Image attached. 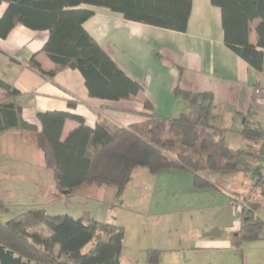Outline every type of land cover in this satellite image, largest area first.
<instances>
[{"label": "crops", "instance_id": "crops-1", "mask_svg": "<svg viewBox=\"0 0 264 264\" xmlns=\"http://www.w3.org/2000/svg\"><path fill=\"white\" fill-rule=\"evenodd\" d=\"M80 8L94 13L84 24L86 32L143 89L128 100L107 101L90 96L78 70L66 69L53 77L41 74L30 67V62L35 58L45 73L54 70V63L44 51L49 33L18 25L7 38H0V78L20 93L17 102L24 121L40 131L38 115L66 112L83 118L85 125L92 129L101 120L122 128L133 125L147 128L152 115L168 120L189 115L188 105L191 104L176 94V89L211 92L214 102L209 123L217 134L226 132L232 139L238 138L242 145L243 140L248 143L246 149L238 150L258 157L264 155V100L257 101L254 97L255 87L264 86V62L262 70L257 72L225 44L222 12L211 0H192L188 28L184 33L127 21L121 14L104 7L82 5ZM6 9L7 4H0V18ZM259 24L260 20L252 24L250 43L253 46L258 43ZM4 98L5 91L0 88V100ZM146 102L151 104L152 110L145 108ZM247 120L259 123L262 129L263 139L253 148L248 147L252 143L242 135ZM79 125L75 120H68L62 140ZM230 148L234 150L233 146ZM239 159L240 163L251 167L260 161L253 156ZM17 166L24 167L29 175L0 176V185L20 179L41 189L49 182L48 176H52L31 135L8 132L0 137V170L13 168L16 171ZM194 176L187 169L154 175L147 169L137 168L119 201L116 190L98 186H86L57 198L78 195L81 199L94 198L107 205L110 200L106 201L105 197L114 196L115 203L110 205V211L116 215L111 218L126 232L122 257L126 250L128 228L124 223L127 219L132 220V227L135 226L131 234L132 243L136 245L134 249L144 256L146 263V251L150 249L164 252L161 264H173L187 251L238 253L233 243L237 240L240 222L236 223L231 213L230 201L243 205L244 202L234 195L237 192L207 177L210 186L195 188ZM87 206L81 215L86 212L92 219L107 223L104 218L92 214ZM155 221H158L155 224L158 236L152 239L146 236V228ZM126 259L130 261L131 258Z\"/></svg>", "mask_w": 264, "mask_h": 264}, {"label": "trees", "instance_id": "trees-1", "mask_svg": "<svg viewBox=\"0 0 264 264\" xmlns=\"http://www.w3.org/2000/svg\"><path fill=\"white\" fill-rule=\"evenodd\" d=\"M211 2L222 12L225 44L253 70L260 72L264 62V0ZM2 3L7 4V9L0 18L1 39L7 38L18 25L49 33L44 51L55 68L45 73L33 58L32 69L48 77L66 69L78 70L90 96L107 101L128 100L143 88L86 32L84 24L94 13L80 7H104L121 14L127 21L183 33L187 31L192 11V0H0ZM256 20H260L258 43L253 46L250 34ZM0 88L5 91V98L0 100V137L8 132L31 135L59 194L68 191L70 195L86 186H114L119 201L137 168L147 169L154 175L174 169L190 170L198 189L210 186L205 176L200 175L201 170L223 175L249 171L255 173L258 180L250 198H240L245 207L240 213V228L233 247L243 257L244 243L264 241V221L256 214L261 204L254 199L257 193L264 197V155L258 157L245 150L235 151L225 139L217 140L206 134L209 130L217 134L209 123L214 102L211 92L176 89V94L196 108L193 120L187 114L171 120L152 115L151 126L145 129L137 125L113 126L106 120L99 121L92 129L76 115L47 112L38 115L39 131L22 118L17 102L20 93L1 78ZM145 108L153 109L149 102L145 103ZM68 120L80 125L62 140ZM242 135L252 143L249 148L263 139L260 124L249 120ZM178 145L183 148L180 152H177ZM262 147L264 150V144ZM195 149L208 154L205 167L196 154H191ZM243 156L257 157L260 161L251 167L240 163L239 158ZM234 157L239 161L233 160ZM218 158L225 164L221 165ZM234 195L239 197L237 193ZM233 202L230 201L231 205ZM43 227L51 232L49 237L44 236ZM125 235L122 226L100 223L86 212L75 219L32 209L6 223L0 220V245L33 264H123ZM163 255L160 250H147V263L161 264Z\"/></svg>", "mask_w": 264, "mask_h": 264}, {"label": "rangeland", "instance_id": "rangeland-1", "mask_svg": "<svg viewBox=\"0 0 264 264\" xmlns=\"http://www.w3.org/2000/svg\"><path fill=\"white\" fill-rule=\"evenodd\" d=\"M177 105H179V103ZM188 107V114L190 116V119L193 120L196 117L195 112L197 110L191 105H188ZM149 124L151 126V123ZM206 134L211 138H215L217 140L225 139L228 146H233L234 150H238V148L246 149L245 147L248 144L245 142V140L242 139L245 144L242 145L238 138L235 137V139H232V137H230V135L226 132H218V134H215L214 132H208ZM168 137L172 138L171 135H168ZM182 149L183 148L178 145L177 152H180ZM191 154H196L198 156L199 162L202 167L206 166L208 154L200 151L199 149L191 151ZM218 160L221 165L225 164V162H222L219 158ZM233 160L239 161L236 157H234ZM16 168V171L12 170L13 168H3V170H0V176L7 177L19 174L25 176L29 175L28 172H24V167L20 168L19 166H17ZM43 173L45 172L43 171ZM199 173L200 175L209 178L212 182H217L221 186H227L229 190L237 192L239 198H245L249 196L250 190L256 188L258 180L255 173L234 172L228 175H221L212 173L209 170H201ZM48 177L49 182H45V186H42L41 189H37L36 187L20 179L2 182L1 185L3 186L0 185V220L6 223L22 214L27 213L32 209H44L50 215H68L76 219L79 218V216L83 212V209H85V206L88 205L87 208H89V210H91L92 214H94L95 216L104 218V220H107V223L114 222L111 217L114 216V214L116 215V212L110 211V205L115 203L114 196L110 197L109 195H107L105 197L106 201L110 200V203H108L107 205L99 203L100 200L94 198H91L89 200L81 199L78 195L71 198L65 197L58 199L57 197L59 195H66L59 194L58 191H55V181L52 176ZM107 189L116 190L114 186H109L107 187ZM47 192L49 193L47 194ZM254 199L256 200V202H259L261 204L257 215L264 221V197L257 193L255 194ZM238 205L239 204L236 201H234L233 205H231V213L235 217L236 223H239L240 220L239 211L236 210V207ZM240 205L241 207L243 206V204ZM206 217H208V215H206ZM156 223H158V221L150 223L149 228H146V230H148L146 236H148L149 238L156 239V237L158 236V234L155 233V228L158 227L155 225ZM124 224L128 228V230L125 244L126 250L122 257V263L147 264L144 260V256H142V254H140L138 250L134 249V246L136 245L132 243L133 238L131 237V234L135 226L132 227V225H134L132 220L127 219V222ZM42 229L44 236L49 237L51 235V232L47 228L43 227ZM88 248L89 247H87V249ZM242 254L243 257H241L239 253L235 252L223 251L209 253L202 251H187L182 257L178 259V261H175L173 264H264V241L244 243ZM126 258H131L130 261L132 262L128 261Z\"/></svg>", "mask_w": 264, "mask_h": 264}, {"label": "water", "instance_id": "water-1", "mask_svg": "<svg viewBox=\"0 0 264 264\" xmlns=\"http://www.w3.org/2000/svg\"><path fill=\"white\" fill-rule=\"evenodd\" d=\"M66 191L64 194H68ZM0 264H33L31 261H25L23 257L16 256L11 250L6 249V247L0 245Z\"/></svg>", "mask_w": 264, "mask_h": 264}, {"label": "built area", "instance_id": "built-area-1", "mask_svg": "<svg viewBox=\"0 0 264 264\" xmlns=\"http://www.w3.org/2000/svg\"><path fill=\"white\" fill-rule=\"evenodd\" d=\"M254 97L257 101H263L264 100V86L255 87ZM244 207H245V204L242 207L240 204L236 207V210L239 211V214L242 212V209Z\"/></svg>", "mask_w": 264, "mask_h": 264}]
</instances>
